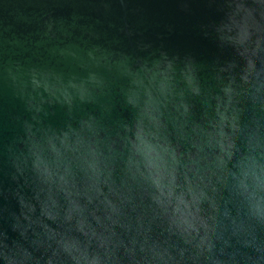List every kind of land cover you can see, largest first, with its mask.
Listing matches in <instances>:
<instances>
[{
  "label": "water",
  "instance_id": "95a60500",
  "mask_svg": "<svg viewBox=\"0 0 264 264\" xmlns=\"http://www.w3.org/2000/svg\"><path fill=\"white\" fill-rule=\"evenodd\" d=\"M0 264H264V0H0Z\"/></svg>",
  "mask_w": 264,
  "mask_h": 264
}]
</instances>
